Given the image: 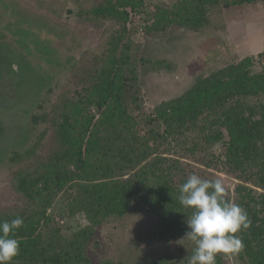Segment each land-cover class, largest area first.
Returning a JSON list of instances; mask_svg holds the SVG:
<instances>
[{"label":"trees","instance_id":"trees-1","mask_svg":"<svg viewBox=\"0 0 264 264\" xmlns=\"http://www.w3.org/2000/svg\"><path fill=\"white\" fill-rule=\"evenodd\" d=\"M252 1L179 0L153 23H160L156 30L175 24L199 31L209 27L215 9ZM142 4L99 0L78 9L79 15L106 18L114 27L73 97L62 93L45 114L57 146L34 172H13L27 201L11 214H0V220L24 219L16 232L20 253L12 264H112L93 262L89 241L102 223L130 212L155 217L163 237L185 236L191 209L177 199L180 185L191 173L213 180L220 172L236 178L227 196L251 220L238 233L243 264H264V51L261 60L245 56L196 76L184 93L144 112L135 88L142 56L127 28L130 12ZM42 178V190H35ZM59 195L68 216L83 214L88 221L71 234H63L59 225L45 230L51 219L47 210ZM193 249L194 244L189 257ZM220 259L217 255L216 264Z\"/></svg>","mask_w":264,"mask_h":264},{"label":"rangeland","instance_id":"rangeland-1","mask_svg":"<svg viewBox=\"0 0 264 264\" xmlns=\"http://www.w3.org/2000/svg\"><path fill=\"white\" fill-rule=\"evenodd\" d=\"M97 1L0 0V214L26 203L13 172H34L57 146L45 114L62 93L73 97L114 27L106 18L78 14ZM178 1L143 0L129 14L127 28L142 56L135 88L144 112L184 93L196 76L245 56L261 60L264 51V0L217 8L203 30L175 24L156 30V17L174 10ZM214 149L219 152L218 146ZM218 177L229 190L237 182L233 174L220 172ZM43 184V178L37 179L35 190L41 191ZM47 213L51 219L45 230L59 225L63 234H71L88 223L83 214L68 216L60 195ZM158 230L156 218L144 211L109 219L96 228L88 255L95 263L188 264L193 242L185 236L163 237ZM218 264H243L241 253L222 255Z\"/></svg>","mask_w":264,"mask_h":264},{"label":"clouds","instance_id":"clouds-1","mask_svg":"<svg viewBox=\"0 0 264 264\" xmlns=\"http://www.w3.org/2000/svg\"><path fill=\"white\" fill-rule=\"evenodd\" d=\"M177 199L182 207L191 209L185 236L194 249L188 264H216L217 255H235L244 249L238 233L247 230L251 220L246 209L228 198L221 179H203L191 173L180 185ZM23 226L19 215L0 220V264H12L19 255L16 232Z\"/></svg>","mask_w":264,"mask_h":264}]
</instances>
